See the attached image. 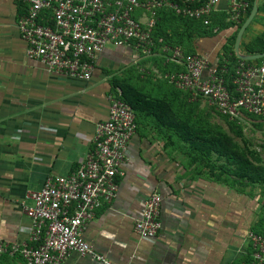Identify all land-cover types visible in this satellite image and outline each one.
Here are the masks:
<instances>
[{
    "label": "crops",
    "instance_id": "obj_1",
    "mask_svg": "<svg viewBox=\"0 0 264 264\" xmlns=\"http://www.w3.org/2000/svg\"><path fill=\"white\" fill-rule=\"evenodd\" d=\"M255 1L257 11L240 44L244 53L264 32V0ZM21 8V0H0V236L8 241L29 240L27 194L40 189L48 175L69 174L85 160L97 123L108 116L114 88L130 86L133 72L155 69L158 63L161 69L183 66L161 53L156 63L130 47L110 46L98 56L90 79L49 71L26 53L17 25ZM201 23L192 27L186 48L207 54L213 64L227 58L225 45L239 29L229 3L220 1ZM166 84L173 85L169 79ZM170 88L144 91L161 100L141 101L145 106L137 112L117 194L97 210L84 235L119 264H258L248 231L258 222L264 225V207L257 202L262 184L249 178L242 185L239 176L218 168L214 174L204 172L171 152L165 131L175 128L176 103L193 99L185 90ZM246 121L255 147L261 148L264 116ZM154 190L163 197V225L156 236L142 238L134 221ZM0 264L26 263L0 255ZM62 264L102 263L74 251Z\"/></svg>",
    "mask_w": 264,
    "mask_h": 264
},
{
    "label": "built area",
    "instance_id": "obj_2",
    "mask_svg": "<svg viewBox=\"0 0 264 264\" xmlns=\"http://www.w3.org/2000/svg\"><path fill=\"white\" fill-rule=\"evenodd\" d=\"M220 1L21 0L17 25L27 43V55L49 71L87 80L107 47H130L138 57L161 51L167 61L183 64V69L170 71L166 77L192 99L203 97L221 115L238 122L249 115L264 116V58L259 63L239 61L230 87L224 76L228 57L220 67L207 54L187 53L155 36L161 11L202 19ZM224 1L229 3L232 20L241 22L249 1ZM109 100L108 116L97 123L93 147L85 160L69 174L48 175L40 189L27 194L30 203L23 202V207L31 224L29 240L8 241L0 236V255L21 257L26 264H62L75 251L102 264H119L97 251L84 235L97 210L117 194L118 177L124 174L138 126L136 112L122 98L119 87L110 92ZM162 201L157 190L147 196L134 221L139 237H154L162 228ZM248 239L254 261L264 264V229L251 228Z\"/></svg>",
    "mask_w": 264,
    "mask_h": 264
},
{
    "label": "rangeland",
    "instance_id": "obj_3",
    "mask_svg": "<svg viewBox=\"0 0 264 264\" xmlns=\"http://www.w3.org/2000/svg\"><path fill=\"white\" fill-rule=\"evenodd\" d=\"M178 21L182 20L176 18L171 22V28L169 27L170 29L167 30L168 35L178 39L184 47H188L191 35L189 36L190 32L187 33L183 27L189 29L202 23L198 21L197 24L182 26L181 22ZM160 53L148 57V59L152 62H160L159 59H162L159 58ZM158 64L155 69L147 67V69L143 68L133 72L132 78H130V86L136 89L139 95H147L148 97L143 96L146 101H153V99L160 101L161 99L154 98L144 91L171 90L170 86L172 89L180 90L173 85L168 86L166 84L168 82L166 73H168L169 67L161 69V65ZM139 99L145 100L144 98ZM176 106L177 112L173 116L175 128L165 131V135L170 140L171 152L178 156H184L185 164H196V169L214 174L217 168L220 171L223 168H236V164L229 161L230 157H234L235 160L240 158V170L243 173L249 170L248 165L250 163L263 171L262 177H264V145L260 143L261 148L255 147L247 121H237V126L230 125L207 99L201 97L193 99L191 102H178ZM244 160H246L245 165L242 163ZM241 180L244 182L242 185H247V177ZM261 187L264 189L263 184ZM257 202L261 208L264 207V191L258 190Z\"/></svg>",
    "mask_w": 264,
    "mask_h": 264
},
{
    "label": "trees",
    "instance_id": "obj_4",
    "mask_svg": "<svg viewBox=\"0 0 264 264\" xmlns=\"http://www.w3.org/2000/svg\"><path fill=\"white\" fill-rule=\"evenodd\" d=\"M249 1V8L248 11L246 13V15L241 19V22H239L237 24L238 28L241 26V24L243 23V21L245 20V18L249 15L251 8L253 6V0H248ZM176 18H180L182 21H178L181 22L182 26H185V24H196L198 21H203L204 18L202 19H193V18H184V17H179L177 15L174 14L173 11H166L163 10L160 13L159 19L157 21V25H156V29H155V36L156 38L159 37H163L167 42H169L172 45H179L181 46L185 52L189 53V52H195V50L191 47L186 48L184 47L182 44L179 43L178 39H174L172 37H170L168 35L167 30L170 29L171 27V22L174 21ZM170 27V28H169ZM193 27V26H192ZM192 27H190L189 29H186V27H183V30H187V33H189V36L191 35V29ZM236 35H237V31L228 39V42L225 45V50H226V55L229 58V62L227 64V72L224 74L225 79H226V83L228 86L233 87V76H234V72H235V67L238 64L239 61L243 60V61H247V62H256L259 63L263 60L264 57L258 58V59H241L239 58L234 51V43H235V39H236ZM161 44V43H160ZM250 53H257V52H262L264 51V32H262L261 34H259L249 45L248 48ZM158 52L160 51V48L158 47ZM230 52V54H228ZM154 56V55H153ZM175 63V62H173ZM218 64L220 67H222L224 65V59L221 58L220 61H218ZM183 69V66L176 68L175 70H181ZM170 71H174V69H169ZM169 71V72H170ZM121 90H122V98L127 101L135 110L136 112V116H137V112L138 110H140V108L142 109L143 106H145L144 103L141 102V100L139 98H141V95H139V92L136 91V89H134L131 86H126V85H119ZM148 101V100H147ZM145 99V102H147ZM153 101H148V104L152 103ZM224 116V115H223ZM253 115H249L248 119L250 117H252ZM225 119L228 121V123L230 125L233 126H237V121L234 120H230L227 116H224ZM238 160H235L234 157H230L229 161H233L236 164V168L232 167V169L230 168H223L222 171L223 173H229V174H235L236 176H239L241 179L247 177V180L250 178L252 181H257L261 184L264 185V177H262V172L258 167H256L255 165H252L249 163L248 165V171H244V173L240 170V158H237ZM233 163V164H234ZM242 163H246V160H244ZM246 174V175H244ZM254 228L256 230L259 229H264V225L261 222H258Z\"/></svg>",
    "mask_w": 264,
    "mask_h": 264
},
{
    "label": "water",
    "instance_id": "obj_5",
    "mask_svg": "<svg viewBox=\"0 0 264 264\" xmlns=\"http://www.w3.org/2000/svg\"><path fill=\"white\" fill-rule=\"evenodd\" d=\"M257 8H258L257 2L255 1L249 15L245 18V20L243 21V23L241 24V26L239 27L237 31L234 51H235V54L241 59H258V58L264 57V51L257 52V53H244L241 51V48H240L243 32L246 29L247 25L250 23V21L255 16Z\"/></svg>",
    "mask_w": 264,
    "mask_h": 264
}]
</instances>
